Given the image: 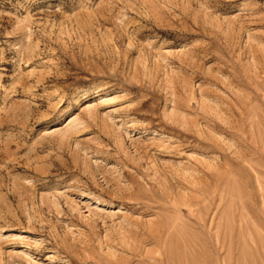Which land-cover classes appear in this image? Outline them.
Listing matches in <instances>:
<instances>
[{
	"label": "rangeland",
	"instance_id": "1",
	"mask_svg": "<svg viewBox=\"0 0 264 264\" xmlns=\"http://www.w3.org/2000/svg\"><path fill=\"white\" fill-rule=\"evenodd\" d=\"M0 264H264V0H0Z\"/></svg>",
	"mask_w": 264,
	"mask_h": 264
},
{
	"label": "bare ground",
	"instance_id": "2",
	"mask_svg": "<svg viewBox=\"0 0 264 264\" xmlns=\"http://www.w3.org/2000/svg\"><path fill=\"white\" fill-rule=\"evenodd\" d=\"M164 234V233H163Z\"/></svg>",
	"mask_w": 264,
	"mask_h": 264
}]
</instances>
